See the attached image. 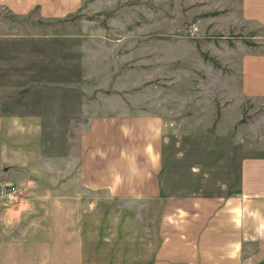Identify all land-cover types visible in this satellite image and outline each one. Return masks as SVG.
I'll use <instances>...</instances> for the list:
<instances>
[{
    "label": "crops",
    "instance_id": "crops-1",
    "mask_svg": "<svg viewBox=\"0 0 264 264\" xmlns=\"http://www.w3.org/2000/svg\"><path fill=\"white\" fill-rule=\"evenodd\" d=\"M88 3L0 0V10L54 19ZM55 46L22 40L15 63L23 85ZM240 67V95L264 97V52L244 55ZM7 73L0 55L5 100ZM86 94L33 82L14 113L0 108V264H167L168 254L176 264H264V183H248L247 166L237 194L194 197V230L185 233L178 209L156 197L162 121L130 109L102 115L101 98L88 110ZM5 184L21 190L15 201L2 198Z\"/></svg>",
    "mask_w": 264,
    "mask_h": 264
},
{
    "label": "rangeland",
    "instance_id": "rangeland-1",
    "mask_svg": "<svg viewBox=\"0 0 264 264\" xmlns=\"http://www.w3.org/2000/svg\"><path fill=\"white\" fill-rule=\"evenodd\" d=\"M95 2L54 19L0 10V55L11 86L6 100L0 90V108L14 113L10 108L23 102L16 97L34 82L86 88L87 109L101 98L102 115L130 109L161 120L156 197L178 209L171 210L180 213L177 224L190 233L194 197L237 194L246 166L248 183H264V97L240 95L244 55L264 52V0ZM29 39L60 46L40 58L34 48L39 77L28 86L15 60ZM60 130L53 126L55 136Z\"/></svg>",
    "mask_w": 264,
    "mask_h": 264
},
{
    "label": "built area",
    "instance_id": "built-area-1",
    "mask_svg": "<svg viewBox=\"0 0 264 264\" xmlns=\"http://www.w3.org/2000/svg\"><path fill=\"white\" fill-rule=\"evenodd\" d=\"M21 195V190L14 184H5L1 188V196L7 201H15Z\"/></svg>",
    "mask_w": 264,
    "mask_h": 264
}]
</instances>
